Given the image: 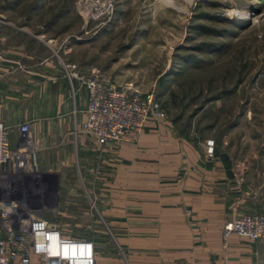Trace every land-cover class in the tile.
<instances>
[{
  "label": "rangeland",
  "instance_id": "obj_1",
  "mask_svg": "<svg viewBox=\"0 0 264 264\" xmlns=\"http://www.w3.org/2000/svg\"><path fill=\"white\" fill-rule=\"evenodd\" d=\"M109 1L91 19L79 8L104 0H0V17L58 19V56L70 49L115 84L152 92L165 115L155 124L229 152L237 199L251 201L238 216L264 214V0ZM37 155L32 174L0 173V199L90 242L93 258L102 240L114 246L82 170L41 168Z\"/></svg>",
  "mask_w": 264,
  "mask_h": 264
},
{
  "label": "crops",
  "instance_id": "obj_2",
  "mask_svg": "<svg viewBox=\"0 0 264 264\" xmlns=\"http://www.w3.org/2000/svg\"><path fill=\"white\" fill-rule=\"evenodd\" d=\"M57 25L53 17H0V124L15 147L16 127L27 123L39 167L80 169L99 191L114 246L102 240L93 264H263V242L223 237L226 223L251 211L249 199H237L227 150L214 146L207 158L202 140L150 119L137 136L103 146L81 132L80 77L91 65L70 49L53 51Z\"/></svg>",
  "mask_w": 264,
  "mask_h": 264
},
{
  "label": "built area",
  "instance_id": "obj_3",
  "mask_svg": "<svg viewBox=\"0 0 264 264\" xmlns=\"http://www.w3.org/2000/svg\"><path fill=\"white\" fill-rule=\"evenodd\" d=\"M88 18L109 15L110 1L95 3V12L87 8ZM93 13V14H92ZM74 68L73 66H67ZM86 90V105L81 132L98 145L113 144L127 134L137 136L145 122L164 120L165 115L152 92L139 93L131 84L117 85L95 69L80 77ZM15 147L8 143V131L0 124V173L32 174L39 143L27 123L16 127ZM205 155L213 154V142H204ZM223 237L235 234L253 242L264 243V214L250 213L235 217L222 229ZM93 264L92 245L74 240L47 221L28 215L17 202L0 199V264ZM264 264V263H263Z\"/></svg>",
  "mask_w": 264,
  "mask_h": 264
}]
</instances>
